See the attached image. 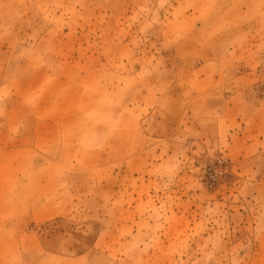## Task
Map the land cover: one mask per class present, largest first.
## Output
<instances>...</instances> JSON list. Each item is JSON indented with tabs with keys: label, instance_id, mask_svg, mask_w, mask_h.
<instances>
[{
	"label": "rangeland",
	"instance_id": "374dc122",
	"mask_svg": "<svg viewBox=\"0 0 264 264\" xmlns=\"http://www.w3.org/2000/svg\"><path fill=\"white\" fill-rule=\"evenodd\" d=\"M0 264H264V0H0Z\"/></svg>",
	"mask_w": 264,
	"mask_h": 264
},
{
	"label": "crops",
	"instance_id": "0c3cea01",
	"mask_svg": "<svg viewBox=\"0 0 264 264\" xmlns=\"http://www.w3.org/2000/svg\"><path fill=\"white\" fill-rule=\"evenodd\" d=\"M51 132H48L44 129V131H41L39 133H37V137L41 138L44 141L43 144H45V146H48V149L50 147H52L53 144V138L50 135ZM50 135V136H48ZM48 159V158H47ZM51 164L53 163H57V162H61V159L58 158H49L48 159ZM67 162V161H65ZM117 194V196H116ZM119 190L117 192H115L114 195V199L116 200L119 196ZM41 199V205L39 206L38 204L40 203V199H39V203L35 206H33V210H32V219L37 222H43L47 217L49 218H55L58 216H63L64 214H69L72 213V211L74 210V200L76 198V194L74 191L70 190L69 186H66L64 188L63 185H61L59 187V189H55V192L52 191L51 194L49 195H44L42 199V196L39 197ZM72 199V200H71ZM13 210H15L13 208ZM41 255L40 258V262L44 260L45 257L50 256V255H60L58 252L53 251V250H43L41 253H39ZM84 256V254L79 255L76 257V259L82 258Z\"/></svg>",
	"mask_w": 264,
	"mask_h": 264
}]
</instances>
